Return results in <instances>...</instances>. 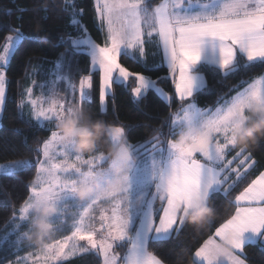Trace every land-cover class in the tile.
I'll use <instances>...</instances> for the list:
<instances>
[{
    "label": "snow or ice",
    "instance_id": "1",
    "mask_svg": "<svg viewBox=\"0 0 264 264\" xmlns=\"http://www.w3.org/2000/svg\"><path fill=\"white\" fill-rule=\"evenodd\" d=\"M60 11L70 14V23L80 28V35H69L64 41L66 51L86 54L92 69L100 74L101 113L106 111L109 97L114 99L116 85L130 87L137 100L153 91L170 104L173 97L160 86L162 79L174 84L180 107L167 122L166 136L155 130L151 140L128 143L137 164L122 192H106L81 202L74 194L109 161L101 149L85 156L60 143V118L71 115L77 106L85 108L93 89L92 75L74 78L61 53L50 79L39 85L41 94L33 96L31 87L26 90L31 117L48 122L55 130L36 148L35 161L0 163V175L5 176L36 168L29 195L19 209L13 207L11 227L0 234V247L11 257L3 264H65L83 254L98 258L99 264H164L151 245L179 235L185 226L182 212L201 202H211L222 219L210 223L211 234L195 249L192 264H248L246 246H264V170L252 178L250 170L258 162L251 150L235 146L234 133L253 105L264 106V75L251 82L241 80L235 95L221 98L215 107L201 108L195 97L207 86L206 68L228 76L264 64V0H95L103 43H97L76 19L82 10L70 0H65ZM12 31L15 34L7 35L0 46V112L6 97V66L26 39L19 28ZM148 44L159 49L158 63H147ZM122 58L141 63L149 72L164 67L167 75L154 78L133 72ZM57 97L62 98L59 104ZM108 125L112 143L127 140L124 127ZM185 127L212 134L206 150L177 147L176 138ZM241 184L242 190L236 193ZM218 196L231 212L215 206ZM51 202L61 208L57 231L63 224L68 231L61 236L56 232L43 247L25 245L34 203ZM70 206L75 211L68 223ZM229 235L233 237L232 251L221 258L217 245ZM25 247L29 249L26 253L22 252Z\"/></svg>",
    "mask_w": 264,
    "mask_h": 264
},
{
    "label": "trees",
    "instance_id": "2",
    "mask_svg": "<svg viewBox=\"0 0 264 264\" xmlns=\"http://www.w3.org/2000/svg\"><path fill=\"white\" fill-rule=\"evenodd\" d=\"M82 14L78 16L80 22L86 27L91 37L98 43H103V33L97 25L96 11L93 0H70ZM158 3L159 0H152ZM65 0H0V46L3 45L7 35H14L12 29L19 28L26 39L17 46L11 55L6 68L7 88L3 115L0 121V163L11 160L28 159L35 161L38 145L50 137L51 130H55L49 123L38 124L27 108L22 112V100L27 96L25 92L29 87L33 89V96H39L40 84H46L51 73L56 70L55 62L61 53L65 54V64L72 76L77 80L82 75L91 74L93 77L92 99L84 107L90 110L95 118L103 119L107 124L122 126L126 130L129 143L137 144L151 140L155 130L168 133L167 122L174 111L180 107V102L174 95V86L170 79H162L160 86L165 89L173 100L169 104L160 95L150 91L141 100H134L130 87L114 86V99L110 96L107 109L100 112L99 89L100 74L91 70L90 58L86 54L70 55L66 51L68 36L80 35L79 25L70 23L71 15L60 11ZM44 4L48 8L43 7ZM19 9H26L21 12ZM155 52L158 48L153 47ZM158 55V53H157ZM156 55V57H157ZM158 55L153 63H158ZM122 63L133 72H143L152 77H165L167 70L164 67L156 71H146L141 63L131 58H122ZM204 75L207 86L195 97L197 105L201 108L215 107L217 101L227 99L233 95L240 85L241 80L251 82L253 79L264 75V64H255L246 70H239L228 76H223L218 70L205 69ZM35 81V83H33ZM132 81H129L131 84ZM61 87H63L61 85ZM103 151V149H102ZM258 164L251 171L254 178L259 171L264 170V141H261L251 150ZM88 156V154H84ZM231 155V153H230ZM36 168L30 167L17 175H0V234L5 231L13 207L19 209L21 203L29 195V184L35 178ZM241 184L236 193L242 190ZM215 206L231 212L222 197H216ZM156 207H159L157 203ZM222 219V216H220ZM71 221V214L67 217ZM219 220V219H218ZM68 231V225L63 224L58 230V236ZM211 234L209 229L197 231L192 226L185 224L179 235H173L166 241L151 245L152 250L164 261V264H192L193 253L202 241ZM29 249L25 247L22 252ZM245 258L248 264H264V246L260 244L246 246ZM11 258L9 253L0 247V264L5 258ZM65 264H99L98 258L83 254Z\"/></svg>",
    "mask_w": 264,
    "mask_h": 264
},
{
    "label": "clouds",
    "instance_id": "3",
    "mask_svg": "<svg viewBox=\"0 0 264 264\" xmlns=\"http://www.w3.org/2000/svg\"><path fill=\"white\" fill-rule=\"evenodd\" d=\"M62 98L57 97L59 104ZM57 131L61 137L60 143L70 147L77 154H94L97 149H103L108 158L107 166L101 168L97 175L88 183L82 184L74 194L76 199L86 202L93 197L103 196L106 192L120 193L128 185V177L134 170L137 159L127 146L128 140L121 139L112 143V133L109 125L103 119L95 118L86 109L75 107L71 115H64L57 124ZM239 149H254L264 141V106L253 105L245 122L234 133ZM212 134L197 127H185L176 138V145L180 148H190L193 152H203L209 146ZM61 208L58 203H34L29 224L30 231L26 235V242L36 247H43L57 232L56 218ZM184 224L192 226L197 231L208 229L211 222L220 219L216 208L211 202H201L195 208L182 212ZM233 237L229 235L217 245L221 258L231 253L230 247Z\"/></svg>",
    "mask_w": 264,
    "mask_h": 264
},
{
    "label": "rangeland",
    "instance_id": "4",
    "mask_svg": "<svg viewBox=\"0 0 264 264\" xmlns=\"http://www.w3.org/2000/svg\"><path fill=\"white\" fill-rule=\"evenodd\" d=\"M150 1H152V0H150ZM93 2H94V7H95V0H93ZM76 19H78L79 20V18H78V16L76 17ZM80 21V20H79ZM97 25H98V21H97ZM99 27V26H98ZM100 29V28H99ZM101 31V30H100ZM102 32V31H101ZM91 36V35H90ZM97 42V41H96ZM98 43V42H97ZM156 45L155 44H148L147 46H146V58H147V63L150 61L151 63H153L154 61H153V59H150V58H148V53H149V48H151V47H155ZM12 55V54H11ZM11 55H10V58H11ZM10 58H9V61H10ZM149 64V63H148ZM8 66V65H7ZM7 66H6V68H7ZM91 70L92 71H94L93 69H92V67H91ZM5 71H6V69H5ZM173 86H174V84H173ZM7 88V87H6ZM26 92V91H25ZM174 92H175V89H174ZM27 93V92H26ZM174 95H175V93H174ZM176 97V96H175ZM163 98V97H162ZM26 99H27V96H26V98L24 99V103H23V106H22V112H23V109H25V107L27 108V114H29L30 115V111H29V105L27 104V102H26ZM133 99L134 100H137V99H135L134 97H133ZM99 106H100V101H99ZM4 109V108H3ZM106 109H107V107H106ZM176 111H178V110H176ZM176 111H174V112H176ZM173 112V113H174ZM2 115H3V111L2 112H0V121H1V118H2ZM38 124H40V125H45V124H47L48 122H44V121H40V122H37ZM75 211V209L73 208V207H71L70 206V208H69V210H68V214H71L72 212H74ZM55 222L56 223H58L59 224V220L57 219V220H55ZM60 226H63V225H60ZM59 234H58V231H57V236H58ZM28 243L25 241V245H27ZM78 256H80V255H78ZM77 257V256H76ZM73 258H75V257H73ZM72 258V259H73Z\"/></svg>",
    "mask_w": 264,
    "mask_h": 264
},
{
    "label": "crops",
    "instance_id": "5",
    "mask_svg": "<svg viewBox=\"0 0 264 264\" xmlns=\"http://www.w3.org/2000/svg\"><path fill=\"white\" fill-rule=\"evenodd\" d=\"M157 53L161 57V53H160L159 49H158V52H155L153 47L149 48L148 58L153 59V60L156 59L158 57ZM156 55H157V57H156Z\"/></svg>",
    "mask_w": 264,
    "mask_h": 264
}]
</instances>
